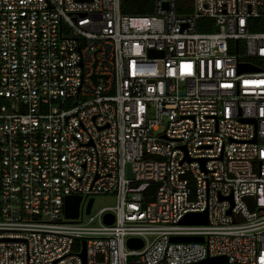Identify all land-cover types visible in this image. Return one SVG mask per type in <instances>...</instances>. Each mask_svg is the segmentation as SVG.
<instances>
[{"label":"built area","instance_id":"built-area-1","mask_svg":"<svg viewBox=\"0 0 264 264\" xmlns=\"http://www.w3.org/2000/svg\"><path fill=\"white\" fill-rule=\"evenodd\" d=\"M121 5L0 0V264H264V0Z\"/></svg>","mask_w":264,"mask_h":264},{"label":"water","instance_id":"water-1","mask_svg":"<svg viewBox=\"0 0 264 264\" xmlns=\"http://www.w3.org/2000/svg\"><path fill=\"white\" fill-rule=\"evenodd\" d=\"M152 55L160 54V53H155L151 52ZM240 71H256L257 68L249 65H240L239 66ZM129 175L130 177L132 176L128 167ZM80 196H66L64 200V214L65 217L67 218H75L77 217V210L79 206V201H80ZM92 198L89 199L87 207L85 212L88 213L91 207L92 203ZM105 221L107 223L112 222V215L111 214H106L104 217ZM207 221L206 213L201 212V213H190L187 214L183 217L181 220V223L188 224V223H195V224H205ZM171 240L173 241H201L202 237L200 236H173L171 237ZM127 245L129 247L133 248H139L142 245L141 239H135V238H129L127 240ZM81 258L84 260V243H82V252L80 253ZM191 264H228V261L225 256H215V257H209L204 260L198 261L196 263H191Z\"/></svg>","mask_w":264,"mask_h":264},{"label":"trees","instance_id":"trees-1","mask_svg":"<svg viewBox=\"0 0 264 264\" xmlns=\"http://www.w3.org/2000/svg\"><path fill=\"white\" fill-rule=\"evenodd\" d=\"M151 0H122L121 11L129 15L146 14L151 10ZM206 31L205 28H198ZM252 30H264L263 25H254Z\"/></svg>","mask_w":264,"mask_h":264},{"label":"rangeland","instance_id":"rangeland-1","mask_svg":"<svg viewBox=\"0 0 264 264\" xmlns=\"http://www.w3.org/2000/svg\"><path fill=\"white\" fill-rule=\"evenodd\" d=\"M188 8H185L183 12H188ZM257 62V60H254ZM116 203L114 194H102L94 196L93 205L91 208L92 214L95 213L98 209L103 207H113Z\"/></svg>","mask_w":264,"mask_h":264}]
</instances>
